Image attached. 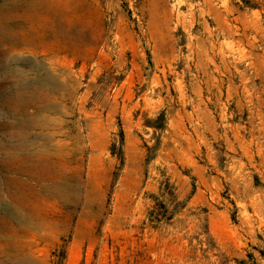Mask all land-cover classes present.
I'll list each match as a JSON object with an SVG mask.
<instances>
[{
	"label": "rangeland",
	"instance_id": "obj_1",
	"mask_svg": "<svg viewBox=\"0 0 264 264\" xmlns=\"http://www.w3.org/2000/svg\"><path fill=\"white\" fill-rule=\"evenodd\" d=\"M248 193L264 0H0V264H264Z\"/></svg>",
	"mask_w": 264,
	"mask_h": 264
},
{
	"label": "crops",
	"instance_id": "obj_2",
	"mask_svg": "<svg viewBox=\"0 0 264 264\" xmlns=\"http://www.w3.org/2000/svg\"><path fill=\"white\" fill-rule=\"evenodd\" d=\"M243 147L246 148L247 145H243ZM245 150H248V148H246ZM263 194L264 193H248V198H247L248 201L244 200V204H245L244 206L245 207L247 205L251 206L250 209H248V211L252 215L253 225L258 226V227H259V224L261 223V218L264 217V206L261 205ZM255 215H256V217H255ZM258 221H259V223H258Z\"/></svg>",
	"mask_w": 264,
	"mask_h": 264
},
{
	"label": "trees",
	"instance_id": "obj_3",
	"mask_svg": "<svg viewBox=\"0 0 264 264\" xmlns=\"http://www.w3.org/2000/svg\"><path fill=\"white\" fill-rule=\"evenodd\" d=\"M120 136H121V138H122V136H123V135H122V132H120Z\"/></svg>",
	"mask_w": 264,
	"mask_h": 264
}]
</instances>
